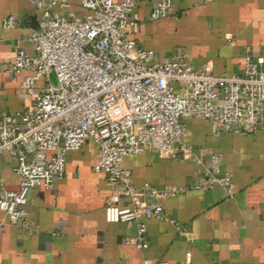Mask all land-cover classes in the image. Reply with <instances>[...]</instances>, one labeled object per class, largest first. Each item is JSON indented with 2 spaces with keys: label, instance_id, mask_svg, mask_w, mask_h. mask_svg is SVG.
<instances>
[{
  "label": "built area",
  "instance_id": "obj_1",
  "mask_svg": "<svg viewBox=\"0 0 264 264\" xmlns=\"http://www.w3.org/2000/svg\"><path fill=\"white\" fill-rule=\"evenodd\" d=\"M78 1L80 14L68 0H48L46 6L29 0L43 15L28 37L33 53L15 41L11 63L0 69V75L25 74L21 91L34 99L26 112L0 115V156L16 161L19 182L14 192L0 193V211L13 221L25 219L31 190L40 183L51 189L65 175L67 153L93 141L94 172L111 188L106 220L135 225L137 235L130 242L144 250L142 220H167L162 199L215 187L230 193L232 177L222 172V155L213 154L206 167L186 122L203 121L213 134L264 131V50L255 55L245 47L243 71L231 75L215 74L211 63L194 69L183 49L161 61L130 34L140 20L139 4L153 5L149 21L176 19L173 0ZM1 27L16 29L19 21L5 17ZM143 152L195 162L197 180L184 187H136L122 164Z\"/></svg>",
  "mask_w": 264,
  "mask_h": 264
},
{
  "label": "crops",
  "instance_id": "obj_2",
  "mask_svg": "<svg viewBox=\"0 0 264 264\" xmlns=\"http://www.w3.org/2000/svg\"><path fill=\"white\" fill-rule=\"evenodd\" d=\"M68 1L75 13L83 12L78 0ZM152 6L138 5L130 39L161 61L183 49L194 69L211 63L215 74L231 75L242 73L245 47L255 55L264 50V0H173L176 19L149 21ZM8 16L18 19V28L2 29ZM42 17L29 0H0V69L11 63L15 41L33 53L28 37ZM24 77L0 75V115L33 107V97L21 91ZM186 129L206 167L213 154L222 155V172L232 177L229 194L215 187L162 199L167 220H142L148 248L140 250L130 242L135 225L106 220L111 188L94 172L97 146L88 141L67 153L65 175L51 189L40 183L31 190L25 219L13 221L0 211V264H264V131L213 134L200 120L187 121ZM122 166L136 187L157 189L190 186L199 170L180 156L150 152L126 157ZM16 167L12 157L0 156V193L17 189Z\"/></svg>",
  "mask_w": 264,
  "mask_h": 264
}]
</instances>
